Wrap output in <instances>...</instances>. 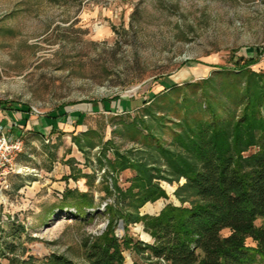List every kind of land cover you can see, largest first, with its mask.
<instances>
[{
	"label": "rangeland",
	"instance_id": "obj_1",
	"mask_svg": "<svg viewBox=\"0 0 264 264\" xmlns=\"http://www.w3.org/2000/svg\"><path fill=\"white\" fill-rule=\"evenodd\" d=\"M250 60V70L264 73V0H0V132L21 142L13 171L0 168V244L15 246L0 256L42 264L58 254L89 264L87 247L106 232L115 200L104 191L113 185L104 150L108 159L118 150L165 171L146 135L179 150L177 101L215 96L231 80L216 74ZM4 111L23 119L5 125ZM136 175L124 170L118 187L128 189ZM156 181L167 198L147 202L140 216L181 206L176 192L186 180ZM66 190L90 193L95 208L84 218L62 209ZM115 233L153 242L143 222L126 230L120 220ZM124 256L125 264H154L147 253Z\"/></svg>",
	"mask_w": 264,
	"mask_h": 264
},
{
	"label": "trees",
	"instance_id": "obj_2",
	"mask_svg": "<svg viewBox=\"0 0 264 264\" xmlns=\"http://www.w3.org/2000/svg\"><path fill=\"white\" fill-rule=\"evenodd\" d=\"M255 63L250 60L237 70L218 72L216 75L231 80L218 83L215 96L204 92L200 98L177 101L178 108L172 114L179 119L175 124L179 130L173 131L172 143L179 150L162 145L153 134L146 135L145 146L163 157L165 171L161 166L152 168L141 160L134 161L118 150L114 160L108 159L104 150L113 184L105 185L104 191L115 200L106 206V232L87 247L89 264H125L126 250L147 253L154 264H264V224H257L264 220V73L248 68ZM212 78L201 84L214 82ZM221 96L240 114L226 110ZM126 169L135 170L137 175L123 190L118 187V175ZM182 177L186 183L176 192L181 206L170 203L157 216L139 215L147 202L167 198L156 180L172 182ZM95 206L90 193L66 190L63 194L61 208H75L77 217H86ZM120 220L126 230L143 222L153 242L118 237L115 229ZM4 249L14 253L15 246L6 244L4 248L0 244V251ZM4 259L10 264H28L36 258L26 262L2 252L0 264ZM41 263L81 264L58 254L45 257Z\"/></svg>",
	"mask_w": 264,
	"mask_h": 264
},
{
	"label": "built area",
	"instance_id": "obj_3",
	"mask_svg": "<svg viewBox=\"0 0 264 264\" xmlns=\"http://www.w3.org/2000/svg\"><path fill=\"white\" fill-rule=\"evenodd\" d=\"M21 149V142L9 140L2 132H0V168L4 167V171L9 173L13 171V159L15 153Z\"/></svg>",
	"mask_w": 264,
	"mask_h": 264
},
{
	"label": "crops",
	"instance_id": "obj_4",
	"mask_svg": "<svg viewBox=\"0 0 264 264\" xmlns=\"http://www.w3.org/2000/svg\"><path fill=\"white\" fill-rule=\"evenodd\" d=\"M4 112H5L4 116H2V119H3L2 123L5 125H10L12 123L15 124V121H20L23 119V116H15L13 112H10V111H4ZM17 124H20V123L17 122L16 125Z\"/></svg>",
	"mask_w": 264,
	"mask_h": 264
},
{
	"label": "bare ground",
	"instance_id": "obj_5",
	"mask_svg": "<svg viewBox=\"0 0 264 264\" xmlns=\"http://www.w3.org/2000/svg\"><path fill=\"white\" fill-rule=\"evenodd\" d=\"M143 238H144V239H147V238H149V236L146 235V234H144V235H143Z\"/></svg>",
	"mask_w": 264,
	"mask_h": 264
}]
</instances>
